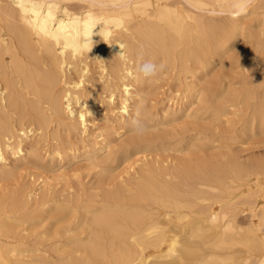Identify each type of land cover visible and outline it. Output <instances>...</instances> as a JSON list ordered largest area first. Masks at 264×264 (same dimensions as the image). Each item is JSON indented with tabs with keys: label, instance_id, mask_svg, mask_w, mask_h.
Instances as JSON below:
<instances>
[{
	"label": "bare ground",
	"instance_id": "6f19581e",
	"mask_svg": "<svg viewBox=\"0 0 264 264\" xmlns=\"http://www.w3.org/2000/svg\"><path fill=\"white\" fill-rule=\"evenodd\" d=\"M261 2L246 0L237 6L236 0H0V175L15 172L10 162L40 160V150L51 141L55 145L46 150L50 160L63 163L69 154L75 161L78 149L61 147V128L68 135L86 134L88 123L97 121L89 116L96 112L98 95L101 102L116 107L114 113L121 110L117 134L122 135L125 120L140 115V107L133 106L145 103L141 88L160 82L159 77L155 82L136 78L141 49L144 59L179 70L178 88L184 91L176 89L174 121L183 113L192 117L189 112L196 105V113H209L219 121L232 114L235 104L257 98L248 120L264 128V79L256 84L255 94L237 92L235 99L217 96L214 81L219 82L209 79L219 66L231 74L235 66L246 69L260 62L264 28L251 34L246 17ZM98 20L105 21L110 40L98 35L103 24L93 29ZM90 34L93 45L87 43ZM118 43L126 45L127 61L117 56L122 51ZM145 114L149 133L132 135L131 127L132 137L119 147L125 156L133 145L151 143L159 137V128H166L160 119ZM163 116L169 119V111ZM99 133L97 147L83 157L89 159L87 166L111 172L107 165L116 158L117 147ZM209 141L206 146L214 145ZM196 143L180 142L174 152L189 154L166 166L143 157L128 182L84 202L55 199L52 227L41 233L52 236L50 251L24 243L22 228L33 217L20 218L0 208V264H264L263 161L244 164L231 157L228 170H221L214 159L196 154L201 144L205 146ZM21 198L18 202L24 204Z\"/></svg>",
	"mask_w": 264,
	"mask_h": 264
},
{
	"label": "rangeland",
	"instance_id": "374dc122",
	"mask_svg": "<svg viewBox=\"0 0 264 264\" xmlns=\"http://www.w3.org/2000/svg\"><path fill=\"white\" fill-rule=\"evenodd\" d=\"M263 3L261 2V5L260 4L256 5L257 8L253 6L252 10L253 11L255 10L256 14L254 12H251L246 17L247 24L249 28L252 29V30L249 29L251 31L250 32L251 34H255L256 32H258L256 31L258 29L262 31V29L264 28ZM253 29H256L255 30L256 32L255 31L253 32ZM262 39H264V37H262ZM262 43L264 44V41H262ZM253 49H254V45L252 44L251 51H253ZM260 52L261 53L259 54V57L262 59V60L260 59V62L262 64H260V62L257 64L254 63V65L252 64L251 67L246 69L243 68L239 69L237 68V66H235L236 69L234 67V71L231 72V74L227 73L229 72V70L227 71L225 70V68H221L219 66L217 68L218 70L216 69L213 75L209 77V79L218 80L219 82L217 83L216 81V85H218V87L215 88L216 85L214 81V91L216 90L215 91L216 95L221 96L222 94H224V96L226 95L225 97L228 98L231 97V99H235L236 97L240 96L238 95L239 92H242L240 93L242 94L241 96L248 95L247 92L249 93L251 92V94H255L258 89L257 86L258 81L264 79V69H262L264 68V46L261 47ZM163 64L165 65L164 71L162 72V74L158 76L160 82L158 81L156 85H153L151 87L143 86L141 88L142 93L141 92L140 93L143 94L142 96L143 100L145 97V103L143 101L142 103L144 104L141 103L142 105H140L137 102V104L133 106V109L138 110V107H140L141 109L139 115L140 117L134 116L133 114L132 115L133 118L139 117L143 119V117H146L145 111H147V115H152L156 119V121L160 119L161 122L165 123L166 128L164 127L159 128V131H157L159 137L158 138L156 137L157 139L154 138V140H152L151 143H149L150 141L148 143H144L147 142L144 141L143 144L140 143L137 146L133 145L131 148L132 151L130 150L127 153V156H125L126 155L124 154L125 149H120L119 147L122 146L126 141H128L130 137H132V135H135L133 133L131 135L130 133L131 131L130 128L132 127L131 121L125 120L124 126L126 130L122 135L118 136L117 128L119 127L120 124H118L119 120L117 119L120 117L121 110L117 108V111H115L114 113L113 109L116 110V107L110 105L109 107L108 102L106 100H104L105 102L104 101L101 102L100 98L98 99L99 97L98 95L95 96V98L97 97L96 98L97 102L93 104L96 112L95 114H92L93 116L92 115L89 116V119L91 118L97 121H95L94 125L88 123L89 130L86 133L87 135L82 134L80 131L79 132L77 131L78 133L76 132V135L75 132L74 134L71 133L70 135H68L65 129L63 127L61 128L60 135L62 141L64 142L61 144V147L67 148L68 146H72L78 149L79 157H77L75 161L69 154L66 155L63 163L62 162L60 163L59 159H55L53 161L50 160L49 156L46 154V150H51V147L53 148V146L55 145V143L51 141L47 148L45 149L42 148L40 150L41 151L40 160L31 158L29 159V161L28 160L24 162L21 161L16 164L14 162H10L8 164L12 168H14L15 172L9 175L6 174L0 175V206H1L0 208L3 209L4 207L5 210H8L7 211L8 213L9 212L11 214L13 213L12 215H15L16 213V215H18L20 218L33 217V221H31L30 223L31 224L33 222L34 223L32 225L27 224L22 228V229L25 228L28 229V231L25 229V231L27 232L25 231L22 232L24 234V235L22 234V236L24 237L23 239L24 243L28 247L40 249L41 252L42 250L48 251L49 249L50 251V249H52V245L54 241L52 239L51 240L49 239V237L52 238V236L50 235L49 237L48 236L43 237L41 233L46 229V227H52V225L50 226V224H52L51 222L55 218V210H54V207L56 206L55 199H61L65 201L75 200L81 203L86 201L88 198H90L92 194L102 193L106 190L112 189L113 187L122 186L126 183V180L128 182V180L131 177H133V176L130 177V175H133L134 170L138 168L137 164L141 163L140 159H142L145 156L148 157V161H150V163L152 162L155 163L154 162L155 160H159V163L156 164L157 165L160 164L162 166H166L167 162H170L176 157L186 158L187 157L186 154H189L187 153L188 151L181 154H177L173 150L177 148L175 146H178L180 142L182 143L184 139L185 140L187 139L188 141L190 140L194 143L196 142L200 144L204 143L205 146L196 143L198 146L200 145L201 148L199 149V151H196V154H198V156L201 157L203 156V158L214 159L213 160L214 164H216L217 167L218 164L219 166H223L221 167V170L224 167H225L224 170H228L227 167L229 164L227 165V163H230L231 157H233L235 160H238V162L239 161L243 163L245 162L244 164L246 163L248 164L250 162L254 163L257 161H261V162L263 161L262 164H264V128L261 126L260 123L254 124L253 126L249 122V120H251L252 118L251 116L253 113L252 109L254 108L255 105L254 103L257 102V98H249V100H247L249 104H243V105L235 104L237 105V107L234 106L236 108L231 109L232 114L229 113V115L223 117L222 120L219 121L215 120L216 122L212 117H210L209 113L206 116H204V113H200V112L196 113L197 111L196 109L199 108L198 105L194 106L195 109L189 112V114L192 112V117L185 115L183 113L177 116L176 117L177 120L174 121L172 119V113H173L172 109L174 108L173 103L177 101L176 92L179 89L181 91H184V88L183 87L178 88L181 87L179 81H177L178 78L176 79V76L178 77V73H179L178 68L173 70V68H171L170 65L168 66V64L166 63ZM95 68L96 67H94L93 70L94 73L98 71ZM164 74L166 75V77ZM162 75H164L165 79ZM74 76H76V74ZM187 78L188 81L193 80L191 77H187ZM87 86L90 87L91 83L90 86L89 84H87ZM227 87L228 90L226 89ZM217 88L219 89V91ZM60 89L61 87H59V90ZM241 89H245V90L241 91ZM170 97L172 98L170 99ZM250 99L252 100L250 101ZM161 101H163L164 104H162ZM96 103L97 106H95ZM104 103H106V105H104ZM239 105L241 108L244 105L246 106L242 108L243 109L242 110L240 107L238 108ZM77 107L79 108V105ZM99 107L100 108L102 107V111ZM150 108L152 110H150ZM103 111L105 112L103 113ZM164 111H169L170 113V117L167 120L163 119ZM201 111L206 112L205 110L204 111L201 110ZM149 112L151 113L148 114ZM186 117L188 118V120L183 119ZM100 118L105 120L106 122L103 123V121L100 120ZM210 118H212V120L215 123ZM107 120L109 121L108 123L111 122V124L114 125L111 124L108 125ZM248 122L250 123V125ZM185 127H187L188 130ZM81 128L83 127L81 126ZM97 131L98 133L100 132L104 134V136L109 138V141L113 143L112 145L117 147L116 156H114V158L115 157L116 158L113 159L112 163L110 162V164L108 163L107 165V167L110 168L109 170H111V172L108 171L109 173L102 171L101 168H92L91 166H87L88 164L86 163L89 159L86 160L83 157V153L86 150L95 149V147H97V144L100 142V139L96 138V135H98V133L96 135L94 134V132L96 133ZM160 134H162V136H160ZM182 134L184 137L182 136ZM87 136L88 137L91 136V139L89 138L90 140L89 139L87 140L88 138ZM79 137L81 139L83 138L82 141L80 140ZM75 138L77 140H75ZM78 140L81 142H79ZM83 140L85 143L83 142ZM201 140L202 142H199ZM209 140L211 141L213 140L214 145H212L213 143L211 142L210 145L206 146ZM66 144L69 145L66 146ZM135 146L138 148H136ZM222 158L223 159L225 158V160H223ZM64 174L65 176H63ZM56 177L58 178L56 179ZM261 185L264 188V176H262L261 178ZM20 198L21 200H23L24 198L25 201L24 204L18 202ZM44 238H48V239L45 240Z\"/></svg>",
	"mask_w": 264,
	"mask_h": 264
},
{
	"label": "clouds",
	"instance_id": "9594fccd",
	"mask_svg": "<svg viewBox=\"0 0 264 264\" xmlns=\"http://www.w3.org/2000/svg\"><path fill=\"white\" fill-rule=\"evenodd\" d=\"M246 2V0H236V5L240 6L241 4H244ZM99 24H103L104 27L100 30V32L98 33V35L104 40H110V36H109V29L108 26L105 24L104 20H98L97 22H95L93 29L96 28L97 25ZM92 29V32H93ZM92 36L93 34H90L86 39H87V43L89 45H93V40H92ZM120 49H122V51L117 55L122 61H127L128 56L125 53L124 49L126 47V45L118 43ZM137 57H138V62L135 66V75L136 78L138 79H142V80H147L150 82H155V80L158 78L159 74L162 73L164 71L165 65L163 64V62L157 64L155 63L153 60L150 59H144V51L143 49H141L138 53H137ZM131 126H132V130L134 132L135 135L137 136H144L148 131V125L145 123V121L139 117L134 118L131 121Z\"/></svg>",
	"mask_w": 264,
	"mask_h": 264
}]
</instances>
